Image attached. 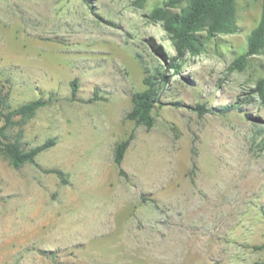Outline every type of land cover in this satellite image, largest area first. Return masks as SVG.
<instances>
[{
	"label": "rangeland",
	"instance_id": "1",
	"mask_svg": "<svg viewBox=\"0 0 264 264\" xmlns=\"http://www.w3.org/2000/svg\"><path fill=\"white\" fill-rule=\"evenodd\" d=\"M163 1L0 0V126L22 148L55 140L39 167L0 152V264H264V48L227 69L261 1L235 0V29L202 31L163 72L147 129L124 114L175 55L149 17ZM39 97L29 119L9 115Z\"/></svg>",
	"mask_w": 264,
	"mask_h": 264
},
{
	"label": "trees",
	"instance_id": "2",
	"mask_svg": "<svg viewBox=\"0 0 264 264\" xmlns=\"http://www.w3.org/2000/svg\"><path fill=\"white\" fill-rule=\"evenodd\" d=\"M261 1V13L257 24L250 30L246 49L237 55L227 66L228 70L243 69L248 57L264 48V0ZM176 7L175 11L172 8ZM235 0H164L161 6L153 8L149 17L161 23L162 28L171 39L175 55L168 58L164 66L157 67L158 80L154 76L143 78L145 88L131 94V107L124 114L125 119L142 124L147 129L153 125L152 108L157 100L158 85L167 82L164 71L173 70V76L180 73L181 61L186 55H197L202 47L200 33L210 38L221 33H229L235 29ZM156 78V77H155ZM72 97L76 95V80L70 82ZM164 85V84H163ZM258 96L264 99V76L259 77L252 88ZM87 101L98 99L97 92ZM47 103L46 99L34 98L8 111L9 115H19L21 121L32 117L35 111ZM200 108V114L204 110ZM261 134L264 138V118L261 120ZM8 128L0 126V152L8 159L11 165L19 167L25 163L37 165L35 157L42 151L54 145L55 140L49 138L30 148H22L17 138L8 137ZM130 142V136L116 142L113 150V161L117 166L118 174L123 175L121 162ZM264 145V141L262 142ZM39 167V166H38ZM46 172L54 173L62 182H66L63 172L56 168H46Z\"/></svg>",
	"mask_w": 264,
	"mask_h": 264
}]
</instances>
